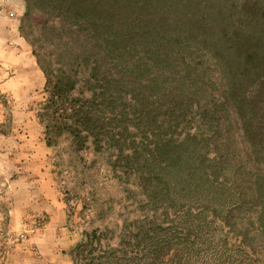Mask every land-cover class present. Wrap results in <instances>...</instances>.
Listing matches in <instances>:
<instances>
[{"label":"trees","instance_id":"obj_1","mask_svg":"<svg viewBox=\"0 0 264 264\" xmlns=\"http://www.w3.org/2000/svg\"><path fill=\"white\" fill-rule=\"evenodd\" d=\"M24 2L46 146L64 133L108 143L144 197L119 242L109 227L85 231L65 264H153L181 229L193 239V204L236 235L264 236V0ZM126 241L153 245L151 257L130 256Z\"/></svg>","mask_w":264,"mask_h":264},{"label":"rangeland","instance_id":"obj_2","mask_svg":"<svg viewBox=\"0 0 264 264\" xmlns=\"http://www.w3.org/2000/svg\"><path fill=\"white\" fill-rule=\"evenodd\" d=\"M26 30L30 38H33L32 31L30 33L27 27ZM24 38L30 44L25 36ZM30 47L33 49L31 45ZM46 97L47 93L44 92L43 98L32 99L23 115L12 114L9 110L10 100L1 99L3 101L1 106H5L6 109L0 113V124L16 121L21 122L24 127L26 123L31 125V133H34L33 128L39 133L42 129L38 121V112L42 109ZM113 127L114 131L120 128L118 124ZM53 139V146L49 149V179L36 177L31 155L30 163H22L25 166L23 169L28 171L32 179L26 180L27 184L31 185L30 198L34 201L41 200L39 197L41 194L43 195L41 198H48V211H40L38 215L29 211L17 214L15 211L12 213L13 216L6 209L0 211V264H26L21 252L28 250L33 256L39 254V246L35 241L28 245L29 240L34 236L38 237L37 233L49 227L51 222L53 227L49 228L52 230L51 238H54L53 253L61 255L63 248L80 241L85 231L95 228L115 229L112 241L115 245L119 242V231L124 223L142 214L145 204H140L138 200L144 198L141 195L143 192L128 179L132 171H124L122 162L119 163L117 159V149L113 147L108 149V143L97 148L90 140L80 145L69 133L55 136ZM32 150L36 153L34 149ZM133 150L127 145L124 154H130ZM26 151L31 152V149L23 150L25 153ZM22 188L24 191L27 187L24 184ZM18 199L24 204L27 198L25 194H21ZM5 204L7 205L6 202ZM192 211L193 215L194 213L203 215L197 221L194 220L196 226L193 239L188 241L181 229L180 236L172 241L171 253L166 252L164 257L161 256L153 264H172V261L167 259L172 252H177L178 260L182 264H264V236L257 234L256 230L251 228L246 237L236 235L230 225L222 224L220 215L211 214L209 210L203 209L201 204H193ZM12 217L15 221L19 218V222L14 221V225L13 221H10ZM236 228L241 232L242 226L237 225ZM22 243L26 246L21 245L17 250L21 253L20 257H7L17 244ZM125 245L129 255L133 257L151 254L150 248L153 246L142 244L138 251L133 250L128 241ZM64 256L69 259V255ZM125 259L122 261L123 264ZM65 262L66 260L62 264Z\"/></svg>","mask_w":264,"mask_h":264},{"label":"crops","instance_id":"obj_3","mask_svg":"<svg viewBox=\"0 0 264 264\" xmlns=\"http://www.w3.org/2000/svg\"><path fill=\"white\" fill-rule=\"evenodd\" d=\"M0 2L3 7L0 15V113L6 109L5 106H1L3 102L1 99H8L11 102L9 110L12 114L23 115L25 108L28 107L27 104L32 99L43 98L46 78L30 44L20 31V22L25 14L24 0H0ZM30 127L31 125L26 123L23 127L21 122L16 121L0 124V203H7V205H0V211L6 209L12 216L15 211L17 214L21 211H29L38 215L40 211H48L49 208L48 198H41L42 194L39 196L41 200L34 201L30 198L31 185L26 182L32 179L28 171L23 169L25 166L22 163H30L29 155L34 163L36 177L49 179V149L43 139L42 130L38 133L37 129L33 128L34 133H31ZM31 144L33 145L30 146ZM26 148H30L31 152H23ZM32 149L36 153H33ZM24 184L27 188L23 191ZM21 194H25L27 198L24 204H21L18 199ZM16 219L15 221L12 217L10 221H13L15 225L14 221L19 222V218ZM49 227H53L52 222ZM49 227L37 233L38 237L34 236L29 240L28 245L35 241L39 246V254L33 256L29 250L21 252L26 264L27 262L29 264L63 263L64 256L53 253L54 238H51L52 230ZM21 245L23 243L17 244L7 257H20L21 253L17 250L21 248Z\"/></svg>","mask_w":264,"mask_h":264},{"label":"built area","instance_id":"obj_4","mask_svg":"<svg viewBox=\"0 0 264 264\" xmlns=\"http://www.w3.org/2000/svg\"><path fill=\"white\" fill-rule=\"evenodd\" d=\"M2 12H3V7H2V4L0 2V15L2 14Z\"/></svg>","mask_w":264,"mask_h":264}]
</instances>
